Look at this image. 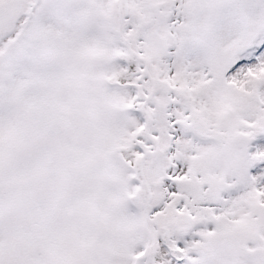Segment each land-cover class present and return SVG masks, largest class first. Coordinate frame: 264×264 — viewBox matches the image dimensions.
Returning <instances> with one entry per match:
<instances>
[{
  "label": "snow or ice",
  "instance_id": "6c2138e0",
  "mask_svg": "<svg viewBox=\"0 0 264 264\" xmlns=\"http://www.w3.org/2000/svg\"><path fill=\"white\" fill-rule=\"evenodd\" d=\"M0 264H264V0H0Z\"/></svg>",
  "mask_w": 264,
  "mask_h": 264
}]
</instances>
